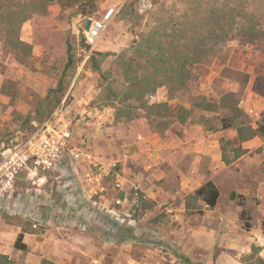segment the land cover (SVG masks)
<instances>
[{
	"label": "rangeland",
	"instance_id": "obj_1",
	"mask_svg": "<svg viewBox=\"0 0 264 264\" xmlns=\"http://www.w3.org/2000/svg\"><path fill=\"white\" fill-rule=\"evenodd\" d=\"M77 11V6L62 9L53 3L46 15H35L25 23L21 39L32 46V53L7 45L0 28V254L15 264H187L182 257L192 264H212L216 255L226 252L240 264H262L264 138L257 129L264 112L255 116L245 106L254 105L252 90L264 93V37L248 43L238 31L246 15H255L264 30V0H99L96 12L87 16L101 20L111 11L118 15L91 53L83 45L86 16ZM223 17L235 19L237 26L223 39L217 34L207 40V52L192 68L188 86L175 93L174 100L166 88L149 97L150 104L168 102V116L148 118L142 112L133 122L115 120V109L103 101L107 82L91 68L93 53L119 55L155 29L168 35L173 30L186 33L192 23L206 29L210 18H214L211 28L229 25ZM217 19L223 23L217 26ZM68 44L75 53V66L66 70ZM114 55L96 58L102 61L103 73L121 80ZM255 72L261 77L251 83ZM179 115L185 123L197 122L208 132L224 131L225 122L233 125L219 140L223 164L213 173L207 170L202 182V186L209 181L218 184L221 196L214 209L194 198L197 190L165 204L163 198L161 202L150 198L129 182L136 177L152 192L146 173L155 167L145 169L149 165L141 161L148 159L147 150H140L135 139L147 132L164 136L167 131L182 138ZM47 122L58 131L69 129L74 146L84 145L100 166L67 157L56 170L40 171L33 180L28 171L19 170L9 184L17 165L8 161L9 155ZM114 163L117 166L110 172ZM170 169L164 167L163 172ZM109 172L115 177L107 176ZM97 177H103L108 190L95 195ZM117 179L122 199L127 198L121 206L115 204L121 194L115 187ZM154 185L163 186V193L177 183L157 178ZM232 192L243 197L250 231L240 219V199L232 201ZM23 230L27 251L15 248ZM253 246L259 249L255 255Z\"/></svg>",
	"mask_w": 264,
	"mask_h": 264
},
{
	"label": "trees",
	"instance_id": "obj_2",
	"mask_svg": "<svg viewBox=\"0 0 264 264\" xmlns=\"http://www.w3.org/2000/svg\"><path fill=\"white\" fill-rule=\"evenodd\" d=\"M99 0H0V28L4 29L5 42L11 48L16 50H28L32 53V46L21 39V30L25 23L30 21L35 15H46L48 7L53 3L60 4L62 9L77 6V14L87 16L94 14ZM234 12V11H233ZM219 12L214 16L218 18ZM118 15V14H117ZM223 22L229 25H222L217 19L218 28H211L214 18L207 21V28L199 29L196 23H192L190 30L183 33L179 30H173L171 35L161 30H152L150 33L135 39L132 45L119 55L110 53H93L91 56V68L99 73L103 81L107 82L105 87L104 103L105 106L115 109V120L118 122H133L139 118L142 112H145L148 118L165 117L170 113L168 102L150 104L149 97L154 96L160 89L166 88L169 92V99L176 98L175 93L181 92L188 86L193 79L192 68L202 62L206 54L205 43L212 35H218L219 38H225L234 27L237 26L235 19L225 20ZM198 20V19H197ZM244 22V23H243ZM239 27L238 33L245 37L248 43H254L257 39L264 37V30L261 29L258 18L255 15H246ZM207 30V33L205 32ZM232 32V31H231ZM207 34V35H206ZM83 45L88 49L89 46L83 38ZM109 55L115 56V63L119 67L122 79L111 78V73H103L101 70L100 56L105 59ZM66 70L75 66V53L72 45L68 44ZM59 91L63 89L62 81L58 85ZM235 113H239L237 107L233 108ZM179 115V121L185 124L186 119ZM231 123H223V129L232 128ZM239 129V134L242 133ZM257 131L264 138V119ZM256 131V132H257ZM256 132L252 133L255 135ZM252 136H250V139ZM241 140H248L241 136ZM120 198H124L121 192ZM220 189L209 181L200 187L194 195L195 199L202 200L209 209H214L220 199ZM231 200L240 199L239 206L242 208L240 219L244 223L247 231L252 229L250 214L244 209L242 196L232 192ZM187 209L189 207L187 206ZM202 213V211H199ZM23 230L15 243V248L21 251H27V245L24 243ZM254 255L259 249L252 247ZM185 263L192 264L191 261L182 257ZM0 264H15L8 255L0 254ZM43 264H49L43 261ZM264 264V261H262Z\"/></svg>",
	"mask_w": 264,
	"mask_h": 264
},
{
	"label": "crops",
	"instance_id": "obj_3",
	"mask_svg": "<svg viewBox=\"0 0 264 264\" xmlns=\"http://www.w3.org/2000/svg\"><path fill=\"white\" fill-rule=\"evenodd\" d=\"M248 72L253 73L250 69ZM255 74V76L252 75L251 77V83H254L255 79L261 77V74L257 72H255ZM250 98L251 102H254V105L252 106L251 103L247 104V106H245V110H248L250 114L260 116V113L264 112V93H261L260 89H254L250 93ZM179 126H181L180 131L183 132L182 138H180L176 132L175 134L172 133V131H167L164 136L154 133L150 134L147 132L140 134L139 138L141 139H139V141L135 139V145L140 150H147L146 154L148 155V159L141 161L144 162L145 165H149L145 169L155 167L152 171L146 173L148 176L147 180L153 184L152 192L150 193L148 184L143 187V184L138 183V178H132L133 180L130 178V181L126 179L131 182V184H138L139 188H142L144 192L150 194V198L155 196L156 199H160L159 202H161L163 198L162 201L165 200V204H170L173 200H177L176 198L179 197H183L184 199V197L194 193L202 186V182L205 178H207L206 171L210 170V173H213L215 168L223 164L219 140L225 136L224 134L227 130L222 132H208L205 131L202 125L193 121H188L187 123L180 124ZM175 128H178L177 125H175ZM171 137L174 140H172ZM174 144L178 145V149L175 148L176 145ZM248 144H250V141ZM133 149L136 150V147H133ZM181 149L183 152L179 151ZM166 156L176 157L168 159ZM188 158H190V161L188 162L189 165L182 168L184 162ZM164 167H172V169L166 170L167 172L171 171V173L168 172V174L167 172H163ZM158 172H161V175L158 176ZM157 178L164 179L166 183L167 181L176 182L177 185H174L176 187H173L171 190L167 187L166 192L162 193V191H164L163 186L158 189V187L154 185ZM214 184L218 186L217 183ZM199 240L203 241V239ZM201 246H204L205 249L210 248L208 247V244ZM211 248L215 249V245ZM208 252L209 251H207V254ZM215 257L216 258L212 264H240L237 258L226 252H221L220 255H216Z\"/></svg>",
	"mask_w": 264,
	"mask_h": 264
},
{
	"label": "built area",
	"instance_id": "obj_4",
	"mask_svg": "<svg viewBox=\"0 0 264 264\" xmlns=\"http://www.w3.org/2000/svg\"><path fill=\"white\" fill-rule=\"evenodd\" d=\"M117 12L113 14L111 11L106 18L101 20L85 18L82 31L85 43L90 48L89 53H91L93 47L102 37L108 23ZM88 20H92V25L87 31L86 23ZM73 141V134L69 129L58 131L51 127L50 122L44 124L38 129V131L34 132L28 140L18 145L14 152L9 155L8 161L10 163H17V165L14 166V172L10 173L9 184L12 183L19 170L24 169L28 171L33 180L39 177L40 171L47 173L56 170L62 162H66L67 157H70V160L72 159L75 162H86L94 167L100 166L101 163L96 162L95 157L84 147V145H81V147L74 146ZM116 166L117 163L111 165L109 171L111 172L114 170V167ZM110 172L106 173V175L109 176L111 174ZM115 174L116 173L114 172L111 175L115 177ZM95 180L98 183L95 189V195L107 192L108 189L106 185H104V182L102 183L103 177L101 179L100 177H97ZM115 187L116 190L122 192V184L119 182V179L116 180ZM124 201H127V198L122 199L119 197L115 200V204L121 206Z\"/></svg>",
	"mask_w": 264,
	"mask_h": 264
},
{
	"label": "water",
	"instance_id": "obj_5",
	"mask_svg": "<svg viewBox=\"0 0 264 264\" xmlns=\"http://www.w3.org/2000/svg\"><path fill=\"white\" fill-rule=\"evenodd\" d=\"M92 20H88L86 23V30L88 31L91 28Z\"/></svg>",
	"mask_w": 264,
	"mask_h": 264
}]
</instances>
